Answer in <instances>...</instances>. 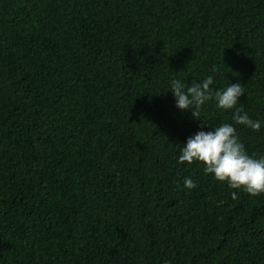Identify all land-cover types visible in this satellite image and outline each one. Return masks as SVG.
<instances>
[{
    "label": "trees",
    "instance_id": "1",
    "mask_svg": "<svg viewBox=\"0 0 264 264\" xmlns=\"http://www.w3.org/2000/svg\"><path fill=\"white\" fill-rule=\"evenodd\" d=\"M208 76L264 157V0H0V264H264V193L179 163Z\"/></svg>",
    "mask_w": 264,
    "mask_h": 264
},
{
    "label": "clouds",
    "instance_id": "2",
    "mask_svg": "<svg viewBox=\"0 0 264 264\" xmlns=\"http://www.w3.org/2000/svg\"><path fill=\"white\" fill-rule=\"evenodd\" d=\"M213 82L212 76L191 86H185L180 80L171 81L176 107L182 111H191L197 120H200L202 106L212 99H215L219 109H236L233 114L234 124L224 123L214 130H201L189 137L181 149L179 163L191 165L199 162L204 165L205 174L214 175L216 181L227 183L232 189L243 190L251 196L264 193V157L256 159L247 153L235 127L243 125L259 131L261 122L252 120L242 107L236 108L240 97L245 94L244 86L239 83L230 84L214 92L210 87ZM183 183L190 190L197 187L191 178H185ZM233 198H236L235 192Z\"/></svg>",
    "mask_w": 264,
    "mask_h": 264
}]
</instances>
